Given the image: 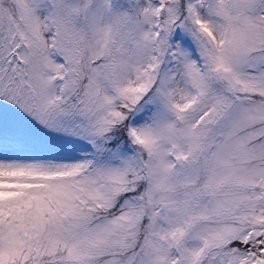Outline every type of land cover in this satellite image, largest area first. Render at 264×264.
<instances>
[{"label":"snow or ice","instance_id":"6c2138e0","mask_svg":"<svg viewBox=\"0 0 264 264\" xmlns=\"http://www.w3.org/2000/svg\"><path fill=\"white\" fill-rule=\"evenodd\" d=\"M0 264H264V0H0Z\"/></svg>","mask_w":264,"mask_h":264}]
</instances>
